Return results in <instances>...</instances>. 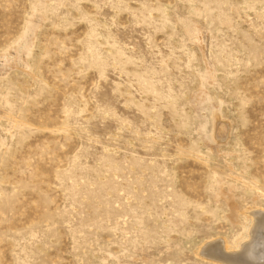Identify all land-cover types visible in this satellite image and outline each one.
<instances>
[{
  "label": "rangeland",
  "instance_id": "rangeland-1",
  "mask_svg": "<svg viewBox=\"0 0 264 264\" xmlns=\"http://www.w3.org/2000/svg\"><path fill=\"white\" fill-rule=\"evenodd\" d=\"M256 211L264 0H0V264H224Z\"/></svg>",
  "mask_w": 264,
  "mask_h": 264
},
{
  "label": "bare ground",
  "instance_id": "bare-ground-1",
  "mask_svg": "<svg viewBox=\"0 0 264 264\" xmlns=\"http://www.w3.org/2000/svg\"><path fill=\"white\" fill-rule=\"evenodd\" d=\"M251 217L253 224L248 241L240 243L237 253L225 257L224 264H264V213L256 211ZM221 246L227 249L225 242H221ZM210 250L211 247H206L202 252L203 255L210 256Z\"/></svg>",
  "mask_w": 264,
  "mask_h": 264
}]
</instances>
